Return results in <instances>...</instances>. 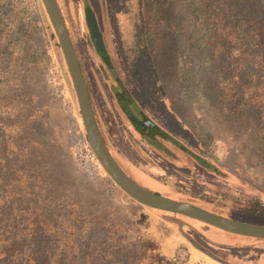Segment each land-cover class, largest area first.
Segmentation results:
<instances>
[{
  "label": "rangeland",
  "instance_id": "374dc122",
  "mask_svg": "<svg viewBox=\"0 0 264 264\" xmlns=\"http://www.w3.org/2000/svg\"><path fill=\"white\" fill-rule=\"evenodd\" d=\"M56 1L81 61L99 129L123 169L146 188L169 196L176 194L159 187L140 168L163 174L168 185L177 187L184 181V190L203 198L199 202L224 205L233 216L264 225V58L245 57L248 71L236 57L237 50L233 52L236 73L245 72L242 83L247 88L240 94L232 89L239 79L223 81L215 73L221 64L217 54L210 57L206 52L239 15L252 12L264 22V0ZM85 9L95 15L113 70L91 40ZM51 32L58 46L48 38ZM232 32L230 44L237 45V30ZM5 35H12L7 51L13 53L10 58L0 56V180L9 171L13 176L8 184H0V206L5 199L15 201L17 191L28 185L26 171H57L53 180L63 189L88 186L82 193V201L88 193V202L82 208L68 202L60 216L45 222V237L57 240L55 253L69 255L62 264H196L181 247L172 255L170 229L163 221L167 214L142 207L120 190L93 156L42 1L0 0L1 41ZM207 69H213L211 81L206 79ZM16 76L25 77L44 143L53 151L50 156L30 158L16 134L23 119L7 106ZM117 91L128 92L133 101L129 108L138 118H150L191 154L167 138H145L121 107ZM240 97L247 102L239 104ZM197 157L210 167L201 166ZM174 171H187L189 176L172 179ZM91 203L92 208H86ZM32 212L31 204L25 215L15 212L16 220L22 217L29 223L27 237L32 235ZM52 221L58 226L56 233ZM213 250L236 264H258L264 240Z\"/></svg>",
  "mask_w": 264,
  "mask_h": 264
},
{
  "label": "trees",
  "instance_id": "16d2710c",
  "mask_svg": "<svg viewBox=\"0 0 264 264\" xmlns=\"http://www.w3.org/2000/svg\"><path fill=\"white\" fill-rule=\"evenodd\" d=\"M232 12H236L235 9L232 8ZM251 14L252 12H248L245 16L239 15V20L229 27L230 30L228 32L218 33L214 45L206 50L210 57L217 54V59H219L221 64L216 67L215 73L223 81H228L230 84L235 77L239 79V82L236 81L232 84V89L240 94L247 88L242 83V77L245 72L236 73L233 52L237 50L236 57L239 60H243L244 67L248 71L249 59L245 57H250L254 61L258 58H264V22ZM86 25L89 29L87 22ZM233 30L235 32L237 30V35L235 34V38L238 41L237 45L230 44L229 35L231 36L233 34ZM48 38L52 40L53 45L58 46L52 32ZM11 40H13L12 35H5L3 41L0 38V56L6 55L8 58L11 57L13 52L8 53L7 51ZM259 47H261L260 50ZM216 48L218 50H215ZM106 58V56L102 55L104 62H107ZM212 74L213 69H207L206 79L208 77V81H211ZM14 80L16 82L14 83L15 90L8 95L12 103L9 102L7 106L12 108L17 119H23V123L19 125L20 128H18L16 134H19V139L25 142V145L28 147L27 156L30 158L50 156L53 151L49 150L45 145L46 143H44L43 139L45 138V134L42 131V122L38 119L37 107L32 102L31 94L25 86V77L16 76ZM226 85L227 83L224 86ZM246 102L247 100L245 98H239V104ZM261 107L263 111L262 115L264 116V103ZM157 135L166 138L161 134ZM196 159L201 166L205 168L210 167V163L204 159L200 157ZM26 172L30 180L28 185L17 191L18 197L15 201L11 198L9 201L5 199L0 206V264H62L65 259L69 258V255L55 253L54 244L57 243V240L53 237H45V222L55 220L53 218L60 216V210L68 205V202H70V206L73 205L77 210L82 208L88 202V193L84 195L87 200L82 201L83 191L88 190L87 183L84 185L72 184L63 189L53 180V176L57 171ZM63 172L67 173V175L70 174V171ZM12 176L13 172L10 171L3 174V179L0 180V184H8L12 181ZM74 177L76 176L74 175ZM15 202L18 204L16 207L14 206ZM30 204L34 211L30 213L31 219L29 221L31 223L30 230L32 231V235L27 237L25 232L29 227V223L22 217L20 220H16L15 212H21V216L25 215L30 210ZM93 204L91 203L86 208H92ZM51 228L56 233L58 226L55 224V221H52ZM167 235L172 255L176 256L174 253L178 245L172 240L170 231L167 232ZM72 259L73 257L70 260L72 261Z\"/></svg>",
  "mask_w": 264,
  "mask_h": 264
},
{
  "label": "water",
  "instance_id": "95a60500",
  "mask_svg": "<svg viewBox=\"0 0 264 264\" xmlns=\"http://www.w3.org/2000/svg\"><path fill=\"white\" fill-rule=\"evenodd\" d=\"M41 1L61 49V53L74 90L88 146L93 156L103 168L104 172L119 187V189L142 206L171 212L172 214L163 215V218L169 222L177 224L180 231H182L181 228L183 220L176 217L175 214L188 216L208 225H213L222 230L236 233L238 235L264 239V225L243 222L236 219L224 217L219 214L207 211L189 202L173 199L171 197L153 192L136 183L124 172V170L119 166V164L111 154L106 141L99 129L88 89L83 77L82 69L68 29L66 27L64 18L59 9L58 3L56 0ZM86 22L89 26L90 36L95 48L97 49L101 57L102 55L107 57V62L105 63L110 70H113L105 48L101 31L94 18L93 12L89 9H86ZM116 96L124 112L128 115V118L132 125L136 129H138L145 138L153 141L156 134H161L167 139L178 144L180 148L191 154L190 151L186 150L182 144L169 136L150 118H148L147 116H142L143 119L138 118L129 108L130 104H132L133 101L127 91H124L122 93H120V91H117ZM182 234L192 244L193 247L218 261L219 263L233 264L214 255L184 231H182Z\"/></svg>",
  "mask_w": 264,
  "mask_h": 264
},
{
  "label": "flooded vegetation",
  "instance_id": "af4514ba",
  "mask_svg": "<svg viewBox=\"0 0 264 264\" xmlns=\"http://www.w3.org/2000/svg\"><path fill=\"white\" fill-rule=\"evenodd\" d=\"M141 119H143V118H141ZM156 137H157V140L159 142H161L163 139H165V138H163V137H161V136H159L157 134H156ZM114 159L117 161V159L115 157H114ZM170 162H171V164L174 167L178 168V164L177 163H175V162H173L171 160H170ZM117 163L123 169V166L119 163V161H117ZM135 167H137V166H135ZM123 170L136 183H138L139 185H141V186L146 188V186L143 185L141 183V181L137 177H135L131 171H126L125 168ZM140 170H142V171H139V172H142L150 180H155L159 184V187H167L166 189H169V190L173 191L176 194V196H169V195L163 194V193H161L159 191H156V190H153V189L152 190L149 189V190H151L153 192H156V193L171 197L173 199L189 202V203H191L193 205H196V206L201 207V208H203V209H205L207 211L213 212L215 214H219V215L224 216V217L236 219V220L243 221V222H249V223L253 222V221L251 222V220L239 219L238 217L233 216L232 213H229L227 211V207L224 206V205H219L218 203H216V204L219 205V206H217V205L213 204V202H211V201H210L211 203H207L206 201H205V203L199 202V200H202L203 198L200 195H196V194H193V193H190V192H187L186 190H184L183 188H184V186H186L184 181L179 183V185L177 187H175L173 185H168V183L166 184L165 183V177L161 173H159V174L156 173L155 174L152 171H144L141 168H140ZM187 176H189V173H187V171H174L173 173L170 174V177L172 179L175 178V177H179V178L183 177L185 179ZM182 185H184V186H182ZM172 187H174V188H172ZM142 207L150 209L147 206H142ZM154 210L158 211L161 214L162 213H164V214H172L171 212H166V211H162V210H159V209H154ZM175 216L180 218L181 220H183L182 228H181L182 231H184L185 233L190 235L193 239L198 241L203 246L209 248L214 253H215V251L213 250V244L215 245L214 242H222V243H225V244L236 243V245L239 244V246L248 247V246H254V245L260 244V242L262 240H264L263 238H256V237H251V236L238 235L236 233L228 232V231L222 230V229H220L218 227H215L213 225H208V224H206L204 222H201L199 220H196V219H193L191 217L184 216V215H181V214H175ZM163 221L165 223L166 228H169L171 231L172 230L178 231V225L177 224L169 222L166 219H164ZM223 239H225V241H223ZM188 246H189V244L187 242L181 244V248L184 249V252L185 251L188 252V250H189ZM259 260H264V254H262L260 256ZM263 264H264V261H263Z\"/></svg>",
  "mask_w": 264,
  "mask_h": 264
},
{
  "label": "crops",
  "instance_id": "0c3cea01",
  "mask_svg": "<svg viewBox=\"0 0 264 264\" xmlns=\"http://www.w3.org/2000/svg\"><path fill=\"white\" fill-rule=\"evenodd\" d=\"M150 208V207H149ZM150 210H154L153 208H150ZM170 233L172 235V240L175 241L178 245V247L183 244V243H188L189 246H188V260L189 262L191 263H196V264H221L219 263L218 261L214 260L213 258L209 257L208 255H206L205 253L199 251L198 249H196L195 247L192 246V244L185 238V236L182 234V231L179 230L178 228V231H175V230H170ZM223 241H225V239H223ZM215 245L213 244V246H221V247H241L238 245H236V243H232V244H225V243H222V242H214ZM202 245V244H201ZM203 246V245H202ZM205 247V246H204ZM207 250H209L210 252H212L214 255L224 259V260H227L228 262L230 263H233L231 261H229L228 259L222 257L221 255L217 254V253H214L213 251H211L209 248L205 247ZM260 256L258 257L257 259V263L258 264H263V261L264 260H259ZM233 264H236V263H233Z\"/></svg>",
  "mask_w": 264,
  "mask_h": 264
}]
</instances>
